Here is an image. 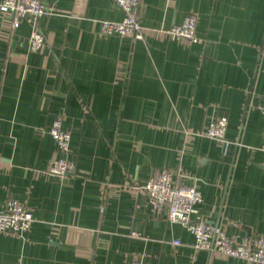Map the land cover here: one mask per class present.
Masks as SVG:
<instances>
[{
	"label": "crops",
	"instance_id": "crops-1",
	"mask_svg": "<svg viewBox=\"0 0 264 264\" xmlns=\"http://www.w3.org/2000/svg\"><path fill=\"white\" fill-rule=\"evenodd\" d=\"M43 3L37 51L29 21L0 14V212L15 199L33 218L0 232V264H251L194 249L143 186L167 171L201 193L191 219L264 236V0H142L140 39L99 32L123 17L111 0ZM186 15L195 43L165 33ZM220 116L224 143L205 134ZM55 119L74 164L62 178L47 172Z\"/></svg>",
	"mask_w": 264,
	"mask_h": 264
},
{
	"label": "built area",
	"instance_id": "built-area-1",
	"mask_svg": "<svg viewBox=\"0 0 264 264\" xmlns=\"http://www.w3.org/2000/svg\"><path fill=\"white\" fill-rule=\"evenodd\" d=\"M123 13L120 21L100 20L99 32L104 36L141 38L140 6L142 0H111ZM49 12L43 0H0V14L12 15L10 28L16 29L21 19H27L31 25L29 47L32 51L39 50L45 43L44 36L37 27L38 20ZM196 19L186 15L181 23L165 30L173 41L187 40L197 42L195 38ZM264 115V109H261ZM227 119L220 116L206 130L210 139L225 142ZM49 136L56 143L60 156L48 165L47 172L58 178L72 173L74 164L69 158V132L62 128L60 119H55L49 130ZM264 153V139L260 147ZM147 201L154 213H163L168 221L179 224L193 237V248L207 253L220 254L237 258L251 264H264V236H253L235 243L221 230L211 223L195 221L191 217L197 213L202 196L193 186H185L176 181L167 171L153 175L143 186ZM33 221L32 214L21 202L9 199L0 212V232L23 234ZM179 245V241L172 242ZM127 264H150L148 262L131 261Z\"/></svg>",
	"mask_w": 264,
	"mask_h": 264
}]
</instances>
